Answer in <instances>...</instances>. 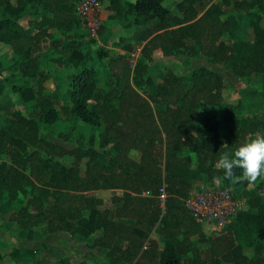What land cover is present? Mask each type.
Returning <instances> with one entry per match:
<instances>
[{
  "label": "trees",
  "instance_id": "trees-1",
  "mask_svg": "<svg viewBox=\"0 0 264 264\" xmlns=\"http://www.w3.org/2000/svg\"><path fill=\"white\" fill-rule=\"evenodd\" d=\"M81 1L0 0V44L12 52L7 64L0 56V210L9 223L44 251L45 233L80 238L82 258L96 264H104L99 250L111 264H264V179L250 189L216 167L264 133V0H184L180 15L167 0H99L127 35L114 44L125 51L116 56L94 49L77 14ZM244 17L251 34L236 49ZM133 41L142 45L135 67ZM158 52L166 65L200 57L221 66L242 85L240 98L226 102L225 79L205 66L185 80L167 68L153 76ZM96 61L107 63L108 78ZM49 81L63 101L47 95ZM80 123L88 141L69 134ZM216 180L247 209L206 239L185 202L197 184ZM23 253L14 249L11 263L25 264ZM0 264H8L2 253Z\"/></svg>",
  "mask_w": 264,
  "mask_h": 264
},
{
  "label": "rangeland",
  "instance_id": "rangeland-1",
  "mask_svg": "<svg viewBox=\"0 0 264 264\" xmlns=\"http://www.w3.org/2000/svg\"><path fill=\"white\" fill-rule=\"evenodd\" d=\"M184 0H181L182 2ZM167 4L171 7H174V13L181 14V12L176 8L177 1L174 2V0H167ZM106 6V4H104ZM103 5V6H104ZM104 6V8H105ZM247 21L248 18L244 17L242 19V25L243 28L240 30V32L237 33V39L235 43L236 49L239 47V43L242 40L249 39L251 32L247 28ZM26 24V22H25ZM103 28L104 34L99 36L96 39V43L94 44V49H98L100 47H104L110 50L112 56H116L117 54H124L125 51H123L120 48H115L114 44L118 42V40L121 37H125L124 35L126 32L122 31L121 26L115 22H109L108 20L104 22ZM102 29V28H101ZM131 46L133 48V52H136L138 50L141 51L142 45L136 43V41H133L131 43ZM7 49L4 45L0 44V56H4V62L7 64L8 59L11 57L12 52H5ZM7 53L6 55H3ZM138 53V57H139ZM191 65H188L186 62H182V60H176L172 61V63L166 65L163 61L162 55L160 52L156 53V61L153 65V73L152 75L155 77H158L159 75L163 74V71L167 68L170 70L175 71L178 76L185 80L187 73L191 71L194 67L199 66H205L210 68L213 71L218 72L223 76V78L226 81L227 89L225 90V101L229 103H236L238 99L240 98V91L243 89L242 85H238L237 80L230 75L229 72L224 70L221 66H216L213 64H210L206 60L197 57L195 59H192ZM95 66L98 67L100 73L102 72L103 76L108 78L109 75V68L107 66V63L105 61H96ZM261 77L255 76L254 77V84L257 88L261 89L262 84H260L258 81ZM46 87V93L50 98L57 99V100H64L63 96L61 94H58V91H56V83L54 81H49L45 83ZM6 96L9 97L12 102H14L19 111L22 110V105L19 101V96L11 91V89H8L6 91ZM64 103V102H63ZM70 136L73 138V140H78L81 135L85 136V139L88 141L90 130L89 127L83 123H80L75 131L69 130ZM76 145V144H75ZM75 145H71V147H74ZM98 145V144H97ZM235 150H231V153ZM261 182V179L257 180L255 183H250L249 188L250 189H257L259 184ZM217 186L222 187L224 186L222 184L221 180H216L212 184H206V183H199L195 186V188H198L200 186ZM19 207V203L16 205ZM106 207L113 208V205L110 202H106ZM9 214L4 213L0 210V253L4 254V257H6V262L8 264L11 263L10 260V254L11 252L16 249H26L28 250V253H23L21 256V261H23L25 264H33L34 262L40 261L39 264H55L56 261H58L61 258L69 257L74 264H96L95 261L91 258L83 259L82 256L85 254L84 249V241L80 240V238H77L73 240L70 235L64 234V233H57V234H48L45 233V239L46 243L49 246V250L44 251L40 249V246L38 244H31L28 245L26 242V233L20 231L15 225H11L8 221ZM203 229L202 232L206 239H209L217 234V232L208 224H201ZM203 235H197L193 237V243L196 247L200 248L201 250L205 249L208 244H203L200 242ZM42 239V237H41ZM153 239L156 240L160 248L163 247L164 241L163 239L156 233H153ZM90 240L89 242H91ZM250 254V253H248ZM96 255H99L103 261L104 264H111L110 261L104 256L102 252L97 251Z\"/></svg>",
  "mask_w": 264,
  "mask_h": 264
},
{
  "label": "built area",
  "instance_id": "built-area-1",
  "mask_svg": "<svg viewBox=\"0 0 264 264\" xmlns=\"http://www.w3.org/2000/svg\"><path fill=\"white\" fill-rule=\"evenodd\" d=\"M77 14L90 37L97 39L103 26V4L99 0H82L77 6ZM140 50L131 53L130 64L135 67ZM140 56V54H139ZM145 196H150L147 192ZM167 194L161 189L160 202L162 207ZM186 208L197 223L210 225L217 234L222 232L236 218L247 209L244 199L236 198L231 190L217 186H200L195 188L185 202ZM147 249V246L144 247Z\"/></svg>",
  "mask_w": 264,
  "mask_h": 264
},
{
  "label": "clouds",
  "instance_id": "clouds-1",
  "mask_svg": "<svg viewBox=\"0 0 264 264\" xmlns=\"http://www.w3.org/2000/svg\"><path fill=\"white\" fill-rule=\"evenodd\" d=\"M227 146L225 144L223 147ZM216 167L223 171L224 179L233 183L241 180L255 183L264 179V133L239 145L231 156L229 153L221 155ZM236 169L242 170L241 176L236 175Z\"/></svg>",
  "mask_w": 264,
  "mask_h": 264
},
{
  "label": "crops",
  "instance_id": "crops-1",
  "mask_svg": "<svg viewBox=\"0 0 264 264\" xmlns=\"http://www.w3.org/2000/svg\"><path fill=\"white\" fill-rule=\"evenodd\" d=\"M132 1H134V0H132ZM177 1V3H179L181 0H174V2H176ZM104 5V4H103ZM105 6V5H104ZM104 6H103V16H104V21H103V24H104V22H106L107 20H108V18H109V16L111 15V13L107 10V8H106V6H105V8H104ZM120 18L121 17H118L117 18V20H116V22H118L117 24H119V26H121L120 25ZM122 28V27H121ZM122 31L124 32V30L122 29ZM124 36H127L126 34L124 35ZM120 54V53H119ZM119 54H117V55H119ZM106 202H109V201H106ZM217 235V234H216ZM215 235V236H216ZM248 253H250V252H248ZM2 255H4V254H2ZM60 260V259H59ZM40 262V261H39ZM57 262V261H56ZM55 262V263H56Z\"/></svg>",
  "mask_w": 264,
  "mask_h": 264
}]
</instances>
